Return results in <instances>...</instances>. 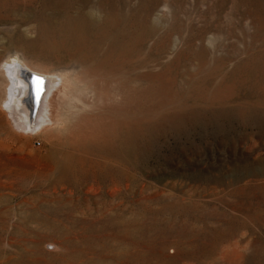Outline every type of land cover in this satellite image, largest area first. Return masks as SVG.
<instances>
[{
	"label": "rangeland",
	"instance_id": "rangeland-1",
	"mask_svg": "<svg viewBox=\"0 0 264 264\" xmlns=\"http://www.w3.org/2000/svg\"><path fill=\"white\" fill-rule=\"evenodd\" d=\"M24 62L77 107L0 103V264H264V0H0Z\"/></svg>",
	"mask_w": 264,
	"mask_h": 264
},
{
	"label": "bare ground",
	"instance_id": "bare-ground-1",
	"mask_svg": "<svg viewBox=\"0 0 264 264\" xmlns=\"http://www.w3.org/2000/svg\"><path fill=\"white\" fill-rule=\"evenodd\" d=\"M30 63V62H29ZM31 64V63H30ZM24 66L27 70L35 73V74H40L42 76H44L46 78V84H44L43 87V94H41L38 106H37V110L33 113L32 109L34 107L30 106V101L28 103V100L26 99V95L27 93V85L25 80L21 77L20 73H19V68L16 64L13 65H9L6 64V66H3V72H5L4 70H6V74L8 75V90L4 92V96L2 97L1 93H0V103H4V108L5 111L7 112V114L10 116V120H11V125L13 126V128L17 131H22V132H39L41 129L43 130V128H50L53 127V125H55V123H59L60 121H62L63 119V114L65 113V111L63 112V114L61 113V111L59 112V106L60 104L64 103L67 105V107H65V109L67 108V110H71V108H74L76 106L74 100L75 98L74 95L72 97L71 93L73 91H70L69 89H65V88H61L60 90L57 87V82L55 83L52 78H54V75H56V78L58 77V79H60V77L64 74L62 72V75L57 73L56 71L55 74H51L49 75V73H52L53 71H49V70H45V69H41L40 67H43L40 65L39 68H36L35 66L33 67L32 65H28L24 62V64L22 65ZM39 65L37 64V67ZM44 68V67H43ZM61 71V70H59ZM2 72V71H1ZM2 72V74H3ZM65 72V71H64ZM67 74V73H66ZM64 74V75H66ZM76 75V74H74ZM4 76V74H3ZM4 78V77H3ZM7 79V77H5ZM62 78V77H61ZM74 78V77H73ZM63 79H65V82L67 81L66 78L63 77ZM68 79V78H67ZM70 80V79H69ZM6 81V80H5ZM71 81V80H70ZM78 82V81H77ZM76 82V84H77ZM63 84V80L61 82ZM80 83V82H79ZM38 84V83H37ZM66 84V83H65ZM78 85V84H77ZM80 85V84H79ZM94 86V85H93ZM7 87V86H6ZM74 87V86H73ZM78 88V86H77ZM96 88V87H95ZM92 89H94L92 87ZM40 91V90H39ZM74 91H75V87H74ZM79 91V90H78ZM91 91V90H90ZM102 92V91H101ZM76 93V91H75ZM80 93V92H79ZM78 93V95H79ZM77 94V93H76ZM83 93H81L82 95ZM95 94V93H94ZM97 94V93H96ZM77 95V97H79ZM85 95V94H84ZM83 95V96H84ZM100 95V94H99ZM102 95V94H101ZM76 97V96H75ZM76 97V98H77ZM82 97V96H81ZM83 98V97H82ZM81 99V98H80ZM85 99V98H84ZM64 100V102H63ZM96 101L98 102L99 100L96 99ZM83 102V101H82ZM78 103H79V99H78ZM88 102L86 101V103H83L84 105L87 104ZM90 103V102H89ZM96 104V103H95ZM88 105V104H87ZM90 105V104H89ZM79 106V105H78ZM82 106V104L80 105ZM61 107V106H60ZM64 107V106H63ZM77 107V106H76ZM88 106H86L85 108H87ZM92 107V105H91ZM94 107V105H93ZM58 108V109H57ZM80 108V107H79ZM90 108V106H89ZM63 110V109H62ZM80 110V109H78ZM82 110V109H81ZM84 110V109H83ZM72 112V110L70 111ZM80 112V111H79ZM77 112V113H79ZM5 113V112H4ZM69 112H67L68 114ZM73 114V113H72ZM70 115V114H69ZM68 115V117H69ZM74 115V114H73ZM78 115V118L80 117L79 114H75ZM74 115V117H75ZM82 115V114H81ZM66 116V115H65ZM68 117L66 116V120L68 119ZM84 118V116H82ZM65 118V117H64ZM81 118V117H80ZM83 118L81 120H83ZM89 118V117H88ZM72 119V118H71ZM85 119V118H84ZM65 120V119H64ZM78 120V119H77ZM68 121V120H67ZM80 121V120H79ZM84 121V120H83ZM80 121V122H83ZM74 122V121H72ZM76 122V121H75ZM78 122V121H77ZM62 124V123H61ZM79 124V123H78ZM76 124L75 126L77 127ZM81 124V123H80ZM59 125V124H58ZM55 125V126H58ZM64 125V124H63ZM62 126V125H61ZM65 126V125H64ZM74 126V125H73ZM74 126V127H75ZM67 127V126H66ZM75 127V129H77ZM82 127V126H80ZM55 128V127H54ZM52 128V129H54ZM59 128V127H58ZM62 128V127H61ZM79 128V127H78ZM60 129V128H59ZM63 129V128H62ZM51 130V129H50ZM49 130V131H50ZM58 130V129H57ZM47 131V130H45ZM56 131V130H54ZM53 132V131H52ZM43 133V132H42ZM48 133V132H47ZM46 133V134H47ZM79 133V132H77ZM30 134V133H29ZM76 134V133H75ZM52 146V145H51ZM78 146V145H77ZM250 208V207H249ZM257 211V210H256ZM255 212V211H254ZM260 212V211H259ZM248 214V213H247ZM246 217V216H245ZM254 226V225H253ZM263 229V228H262ZM256 231V230H255ZM264 231V230H263ZM259 235V232H257ZM262 233V232H261ZM260 233V234H261ZM264 234V233H263ZM256 235V234H255ZM255 237V236H254ZM262 238V237H261ZM255 239V238H254ZM253 239V240H254ZM260 239V237L258 238ZM257 239V240H258ZM264 239V238H263ZM262 239V240H263ZM256 241V239H255ZM260 242V241H259ZM264 242V240H263ZM255 243V242H254ZM261 243V242H260ZM257 244V243H256ZM249 245V244H248ZM253 245V244H252ZM263 245V244H260ZM252 247V246H251ZM257 247V246H256ZM253 248V247H252ZM260 248V247H259ZM257 249V248H256ZM264 249V246H263ZM262 250V249H260ZM253 255L255 253V250H253ZM263 252V251H261ZM252 254V252H251ZM261 254H264L261 253ZM259 256V255H258ZM264 256V255H263ZM252 257V256H250ZM249 257V258H250ZM260 257V256H259ZM255 258V257H254ZM257 259V258H255ZM261 259V258H260ZM251 260V259H250ZM254 260V259H253ZM263 260V259H262ZM256 261V260H254ZM249 262V261H248Z\"/></svg>",
	"mask_w": 264,
	"mask_h": 264
},
{
	"label": "water",
	"instance_id": "water-1",
	"mask_svg": "<svg viewBox=\"0 0 264 264\" xmlns=\"http://www.w3.org/2000/svg\"><path fill=\"white\" fill-rule=\"evenodd\" d=\"M15 64L19 68V73H20L21 77L26 82L27 93H28L26 95V99L28 100V103L30 101V103H29L30 106L34 107L32 109V112L34 113L37 110V106H38L41 94H43V92H44L43 87H44V84H46V78L40 74H35V73L27 70L20 63H15ZM11 65H13V63Z\"/></svg>",
	"mask_w": 264,
	"mask_h": 264
}]
</instances>
